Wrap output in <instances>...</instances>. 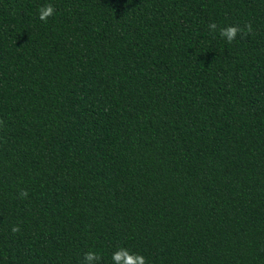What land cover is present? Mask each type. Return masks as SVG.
I'll list each match as a JSON object with an SVG mask.
<instances>
[{
    "label": "trees",
    "instance_id": "16d2710c",
    "mask_svg": "<svg viewBox=\"0 0 264 264\" xmlns=\"http://www.w3.org/2000/svg\"><path fill=\"white\" fill-rule=\"evenodd\" d=\"M118 248L264 264V0H0V264Z\"/></svg>",
    "mask_w": 264,
    "mask_h": 264
},
{
    "label": "clouds",
    "instance_id": "9594fccd",
    "mask_svg": "<svg viewBox=\"0 0 264 264\" xmlns=\"http://www.w3.org/2000/svg\"><path fill=\"white\" fill-rule=\"evenodd\" d=\"M39 19L46 22L50 16L54 15L55 8L52 4H47L41 7L39 10ZM211 32H216L218 25L216 23H211L208 25ZM243 33L244 35L251 34L253 32L252 24L246 23L243 28L238 25H230L227 27L219 28V36L226 39L227 43H232L238 33ZM28 192L26 190L20 191V197L26 198ZM20 229L18 226H13L12 232L17 233ZM112 260L114 264H147L145 257L139 253H130L128 249L118 248L116 252L112 254ZM101 255L93 250L84 253L83 264H100Z\"/></svg>",
    "mask_w": 264,
    "mask_h": 264
}]
</instances>
